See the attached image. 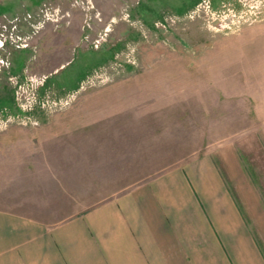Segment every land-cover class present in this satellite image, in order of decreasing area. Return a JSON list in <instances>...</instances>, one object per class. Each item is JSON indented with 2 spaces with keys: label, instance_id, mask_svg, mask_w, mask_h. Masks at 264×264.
Returning a JSON list of instances; mask_svg holds the SVG:
<instances>
[{
  "label": "rangeland",
  "instance_id": "rangeland-1",
  "mask_svg": "<svg viewBox=\"0 0 264 264\" xmlns=\"http://www.w3.org/2000/svg\"><path fill=\"white\" fill-rule=\"evenodd\" d=\"M0 41V204L60 220L232 144L264 207V0H0Z\"/></svg>",
  "mask_w": 264,
  "mask_h": 264
},
{
  "label": "crops",
  "instance_id": "crops-1",
  "mask_svg": "<svg viewBox=\"0 0 264 264\" xmlns=\"http://www.w3.org/2000/svg\"><path fill=\"white\" fill-rule=\"evenodd\" d=\"M0 264H264V207L212 145L60 220L0 204Z\"/></svg>",
  "mask_w": 264,
  "mask_h": 264
},
{
  "label": "built area",
  "instance_id": "built-area-1",
  "mask_svg": "<svg viewBox=\"0 0 264 264\" xmlns=\"http://www.w3.org/2000/svg\"><path fill=\"white\" fill-rule=\"evenodd\" d=\"M1 42V41H0ZM3 45V42L1 43Z\"/></svg>",
  "mask_w": 264,
  "mask_h": 264
},
{
  "label": "bare ground",
  "instance_id": "bare-ground-1",
  "mask_svg": "<svg viewBox=\"0 0 264 264\" xmlns=\"http://www.w3.org/2000/svg\"><path fill=\"white\" fill-rule=\"evenodd\" d=\"M0 44H1V42H0Z\"/></svg>",
  "mask_w": 264,
  "mask_h": 264
}]
</instances>
